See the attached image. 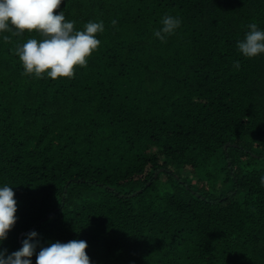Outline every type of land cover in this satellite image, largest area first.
<instances>
[{"label":"trees","instance_id":"trees-1","mask_svg":"<svg viewBox=\"0 0 264 264\" xmlns=\"http://www.w3.org/2000/svg\"><path fill=\"white\" fill-rule=\"evenodd\" d=\"M60 10L77 29L104 22L73 78L23 72L15 48L38 33L0 40V184L17 217L5 254L35 231L37 251L86 241L90 264H264V54L236 48L264 29V0ZM166 14L181 25L161 42Z\"/></svg>","mask_w":264,"mask_h":264},{"label":"clouds","instance_id":"clouds-1","mask_svg":"<svg viewBox=\"0 0 264 264\" xmlns=\"http://www.w3.org/2000/svg\"><path fill=\"white\" fill-rule=\"evenodd\" d=\"M61 3L62 0H0V40H9L5 33L20 35L27 31L39 34V39L29 38L15 48L26 75L39 78L46 74L52 79H71L74 67H85L88 58L101 44L97 34L104 31V22L89 20L82 30L77 29L73 21L65 18L63 10L54 12ZM180 25L178 16L166 14L152 35L164 42ZM247 28L243 38L236 42L237 50L246 58L264 54V29L256 23L249 24ZM233 66L239 68V61H234ZM260 183L264 185V176ZM15 212L16 201L10 185L0 184V244L17 219ZM36 237L35 231L28 232L21 241V247L7 255V250L0 247V264H32L30 258L34 253L35 264H90L85 251L86 241H55L40 246L37 251L39 241Z\"/></svg>","mask_w":264,"mask_h":264},{"label":"water","instance_id":"water-1","mask_svg":"<svg viewBox=\"0 0 264 264\" xmlns=\"http://www.w3.org/2000/svg\"><path fill=\"white\" fill-rule=\"evenodd\" d=\"M228 142L227 143H225V147L224 148H226L227 146H228ZM22 232L21 233H19V235H18V241L20 242V239H21V236H22Z\"/></svg>","mask_w":264,"mask_h":264}]
</instances>
